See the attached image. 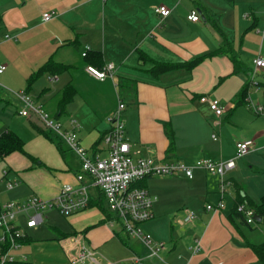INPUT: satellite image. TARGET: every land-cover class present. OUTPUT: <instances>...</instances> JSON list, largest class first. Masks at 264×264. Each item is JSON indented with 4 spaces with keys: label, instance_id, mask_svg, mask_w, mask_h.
<instances>
[{
    "label": "crops",
    "instance_id": "0c3cea01",
    "mask_svg": "<svg viewBox=\"0 0 264 264\" xmlns=\"http://www.w3.org/2000/svg\"><path fill=\"white\" fill-rule=\"evenodd\" d=\"M152 4L167 6L169 14L161 18ZM193 8L199 20L187 19ZM46 11L52 12L49 20L42 19ZM252 22L255 26L250 29ZM213 23L243 64L235 73L224 53L205 58L192 70L178 69L157 77L147 72L152 63L138 58L142 51L154 61L182 62L214 50L223 43V35ZM255 41L264 49V0H0V62L6 64L0 73V134L11 131L23 141V152L0 156V204L21 201L31 194L52 197L61 184H74L81 169L76 153L58 138L46 137L35 115L18 113V91L26 89L28 76L49 59L67 68L40 75L26 92L65 126L69 118L75 119L79 143L92 157L106 153L101 141L110 127L106 116L121 101L125 104V135L131 150H139L142 156L186 162L202 157L226 160L233 158L236 141L250 139L253 145L245 156L254 159L255 152L264 150V115H257L259 126L245 129L239 122L244 114L239 109L248 113L250 106L233 105L235 94L250 80L254 67V45L246 53L244 46ZM87 47L101 53L103 64H113L111 76L98 80L86 73L84 67L89 63L82 52ZM257 73L263 74L264 66ZM67 84L75 94L59 113L57 106ZM201 96L223 104L225 116L216 117L199 100ZM164 123L174 133L170 152L166 151ZM262 158L264 163V155ZM244 160L243 156L234 160L228 171L230 184L238 185L233 172ZM155 177L161 179L159 185L148 186V179L144 181L155 200L153 217L141 228L153 241L164 242L159 257L147 256L145 245L128 236L116 220L108 223L96 203L67 216L66 228L50 225L46 237L35 238L32 232L49 221L48 211L33 227H26L25 218L19 216L17 224L25 231L21 251L34 264H69L60 240L81 232L104 264H260L250 244L264 241L253 230L262 222L245 224L228 217L229 195L224 209H205L206 203L219 199L217 176L195 169L192 178L183 174L148 178ZM7 182L14 185L8 188ZM253 190H241V194L257 202L264 187ZM89 191L92 199L99 195L94 188ZM183 208L191 209L195 216L189 223L178 224L176 218ZM63 233L69 235L59 238ZM196 241L199 245L194 251Z\"/></svg>",
    "mask_w": 264,
    "mask_h": 264
},
{
    "label": "built area",
    "instance_id": "2783aa9c",
    "mask_svg": "<svg viewBox=\"0 0 264 264\" xmlns=\"http://www.w3.org/2000/svg\"><path fill=\"white\" fill-rule=\"evenodd\" d=\"M153 11L161 18L166 17L170 9L163 4H152ZM52 17L51 11L42 13L43 20ZM187 19L199 20L198 11L193 8L187 13ZM5 38H9L6 34ZM88 47L82 52L85 56ZM253 73L259 72L264 66V52L259 51L252 59ZM6 68V64L0 62V73ZM86 73L92 77L103 80L113 73V64L105 63L101 67L86 64ZM251 83H255L254 81ZM21 107L18 113L22 116L35 115L43 128L51 132L70 150L76 153L81 162V169L75 175V183L61 184L58 191L49 198L31 194L21 201H7L0 204V264L13 262H26L27 255L21 251L22 239L25 237L24 229L17 224L19 216L25 218V226L33 227L40 224L44 212L55 211L67 217L79 210L89 206L91 198L90 188L96 189L103 195V202L106 210L110 213L108 223L116 220L121 229L128 235L139 239L146 247V255L159 257L164 249V242L153 241L151 235L142 230L141 224L153 217L152 206L155 200L149 190L144 186H136V181L154 177L183 174L192 178L195 169L207 171L209 174L218 177L219 199L216 203H206L205 209L219 211L226 207V197L232 193L228 189L230 180L225 174L235 165V159L244 156L252 147L250 139L235 142L234 156L226 160H212L210 158H197L191 162L180 159L159 160L152 157L142 156L139 150H131L125 135V122L122 117L125 104L118 101L115 108L106 116L110 124L107 132L102 136L101 141L106 153L102 156L92 157L88 155L85 148L79 143L77 130L79 124L75 119L69 118L68 127L55 116L48 113L40 104L34 102L32 97L25 91H18ZM201 102H205L209 109L220 117L225 112V106L208 96H201ZM254 111L264 114V105H253ZM219 120L215 121L218 124ZM215 138V135L212 134ZM10 188L12 182L6 183ZM176 218L178 224H185L192 221L195 213L189 208H183ZM236 211L242 214L246 224L255 222L254 210L245 203H238ZM61 246L68 257L69 264H98L95 258L96 252L90 248L81 232H76L60 240ZM199 242L196 241L193 250L198 249Z\"/></svg>",
    "mask_w": 264,
    "mask_h": 264
},
{
    "label": "trees",
    "instance_id": "16d2710c",
    "mask_svg": "<svg viewBox=\"0 0 264 264\" xmlns=\"http://www.w3.org/2000/svg\"><path fill=\"white\" fill-rule=\"evenodd\" d=\"M213 26L217 29L218 32L222 34L221 29L213 23ZM255 26L254 22L251 23L249 28H253ZM223 35V34H222ZM227 54L228 57L230 58L232 64H233V72H237L240 69H242L243 64L242 62L238 59L236 53L234 52L231 43L227 38L223 35V43L215 48L214 50L198 54L194 56L193 58L187 60V61H182V62H158L154 61L152 58L147 56L144 52L138 51V58L140 61L145 62L149 61L152 63L151 67L147 70V72L153 76L157 77L159 74L165 73V72H170L173 70H178V69H183V70H192L195 66H197L201 61H203L207 57H212L216 56L218 54ZM85 60L87 63L100 67L103 64L102 60V55L99 51H87L85 56ZM67 66L58 64L53 62L51 59L47 60L45 63H43L40 67H38L35 71H33L28 78L26 79V89L29 88L31 83L38 78L40 75L49 72L51 74L59 73L63 70H65ZM251 81H245L238 90V92L235 94V99H234V107L240 106V105H245L247 101V96L249 92V87H250ZM258 85L262 86L264 90V81H258ZM264 92V91H263ZM75 94V90L69 85H65L63 90H62V97L59 100L58 103V112L62 113L65 110V106L72 100L73 96ZM233 108L230 109V111ZM164 130L165 134L168 137V147L166 149L167 152H170L171 149L173 148L174 144V133L172 130V127L170 126L169 123H164ZM41 131L46 135L48 138H52L53 134L46 130L45 128L42 127ZM13 151H19L23 152V141L22 139L17 136L15 133L11 131H6L0 134V156L7 155ZM146 178L140 179L136 181L135 185L136 186H145L144 181ZM234 187V193L232 195V200H231V208L228 213V217H235L240 220L241 223H245V220L243 219V216L241 213L236 211V205L238 203H245L247 206L251 207L254 210V213L258 214L261 217V222H264V194L261 195L258 199L257 202L249 200L248 198L245 197V195L241 194L240 187L238 185H233ZM98 204L101 207V210L104 212L105 216L107 218L111 217L110 213L106 210L104 204H103V195L101 192H99V195L97 196L96 199L90 198L89 200V205L92 204ZM76 232H72L71 234H74ZM69 235L68 233H63L60 234L59 238L65 237ZM24 242V238L22 239ZM250 247L252 248L254 254L256 255L258 261L260 264H264V241L257 243V244H250ZM7 264H32L28 262H13V263H7ZM34 264V263H33Z\"/></svg>",
    "mask_w": 264,
    "mask_h": 264
},
{
    "label": "rangeland",
    "instance_id": "374dc122",
    "mask_svg": "<svg viewBox=\"0 0 264 264\" xmlns=\"http://www.w3.org/2000/svg\"><path fill=\"white\" fill-rule=\"evenodd\" d=\"M252 41H254V40H252ZM255 42H256L255 44H254V42H251V43H248L246 46H244L245 53H246L248 47H251L253 45H254V50H255V52H254L255 56L260 51V49L264 50L260 41H255ZM145 62H147V61H145ZM244 62L247 63V65H249L250 61L247 62L244 59ZM251 69L254 70V67L251 66ZM253 81L255 83H250V87H249L250 94H248L247 101H246V104L251 107V109L249 107L250 112L246 113L247 112L246 110L239 109L240 110L239 112L243 111V113H244V114H242V117H243L242 121H239V122H240V125L245 129L250 128L253 125L259 126V124H261V122L258 121L257 115H264V114L256 113L254 111V108H253V104L256 105L255 103H257V102H258V104H260V103L264 104V92H263L264 90H263L262 86L258 85V81H264V73L263 74L253 73L251 82H253ZM256 88H257V90H256ZM225 114L226 113H223L222 117H224ZM260 118H261V116H260ZM246 154H244V156ZM249 154H254V153L250 152ZM259 155L263 156L264 150L260 154L258 152H255V157H254V159H251V160L246 159L247 155L245 157L243 156V159H245L244 160L245 163L244 164L240 163L238 166L239 168L233 172L234 173L233 176L235 177V182L239 185L240 190H242L244 192L247 190L249 192L256 191V190H253V188H255V187H257L260 191V189L262 187H264V163H263L262 156L260 157ZM247 162L253 164V166L249 167L248 165H250V164H246ZM243 168H244V170H243ZM228 175H229V173L227 172L225 174V178L229 179ZM147 179H148L147 180L148 186H150V185L156 186V185H159L161 183V179L159 177H155L153 179H151V178H147ZM228 189L231 193H234L233 184L229 183ZM48 213H50L49 214V221L46 223H43V225L41 227H39L38 232H34V231L32 232L33 236L35 238L46 237L47 235H49V233H50L49 226L50 225L51 226L52 225H59L60 227L63 226L62 228L67 227V221H66L67 217H63L54 211H48ZM253 230H255V233L258 234V239L260 237L264 238V222H262V224H260V225H259V223H257V227L253 228ZM95 258L100 260L101 256L95 255ZM27 262L32 263L30 258H28ZM86 264H91V263L86 262ZM101 264H104V261L102 259H101Z\"/></svg>",
    "mask_w": 264,
    "mask_h": 264
},
{
    "label": "water",
    "instance_id": "95a60500",
    "mask_svg": "<svg viewBox=\"0 0 264 264\" xmlns=\"http://www.w3.org/2000/svg\"><path fill=\"white\" fill-rule=\"evenodd\" d=\"M254 219L256 220V221H260L261 220V217L258 215V214H254Z\"/></svg>",
    "mask_w": 264,
    "mask_h": 264
}]
</instances>
